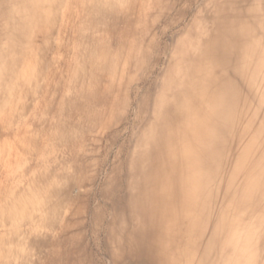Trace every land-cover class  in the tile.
<instances>
[{
  "label": "bare ground",
  "instance_id": "bare-ground-1",
  "mask_svg": "<svg viewBox=\"0 0 264 264\" xmlns=\"http://www.w3.org/2000/svg\"><path fill=\"white\" fill-rule=\"evenodd\" d=\"M3 174L0 264H264V0H0Z\"/></svg>",
  "mask_w": 264,
  "mask_h": 264
},
{
  "label": "rangeland",
  "instance_id": "rangeland-1",
  "mask_svg": "<svg viewBox=\"0 0 264 264\" xmlns=\"http://www.w3.org/2000/svg\"><path fill=\"white\" fill-rule=\"evenodd\" d=\"M41 38L39 37L38 40H40ZM6 174H3V176H0V182H4L6 180Z\"/></svg>",
  "mask_w": 264,
  "mask_h": 264
}]
</instances>
